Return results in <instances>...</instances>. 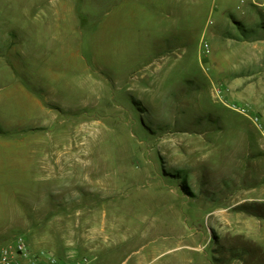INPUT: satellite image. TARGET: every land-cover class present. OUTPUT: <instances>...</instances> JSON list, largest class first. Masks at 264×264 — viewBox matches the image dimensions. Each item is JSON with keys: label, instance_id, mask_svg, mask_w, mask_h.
Listing matches in <instances>:
<instances>
[{"label": "rangeland", "instance_id": "obj_1", "mask_svg": "<svg viewBox=\"0 0 264 264\" xmlns=\"http://www.w3.org/2000/svg\"><path fill=\"white\" fill-rule=\"evenodd\" d=\"M0 21V246L264 264V0H0Z\"/></svg>", "mask_w": 264, "mask_h": 264}, {"label": "built area", "instance_id": "obj_2", "mask_svg": "<svg viewBox=\"0 0 264 264\" xmlns=\"http://www.w3.org/2000/svg\"><path fill=\"white\" fill-rule=\"evenodd\" d=\"M258 121V117H255ZM89 258L63 259L49 250L33 251L23 234L13 235L0 246V264H88Z\"/></svg>", "mask_w": 264, "mask_h": 264}, {"label": "crops", "instance_id": "obj_3", "mask_svg": "<svg viewBox=\"0 0 264 264\" xmlns=\"http://www.w3.org/2000/svg\"><path fill=\"white\" fill-rule=\"evenodd\" d=\"M4 24H5L4 21H0V54H11L12 52H14L13 48L15 47V43L9 42V34L7 36ZM18 85H19V83H18ZM19 87L20 86H18L17 88H19ZM262 182L263 181H261V183ZM257 200L260 201L261 203H264V198H262V197L257 198ZM262 218H264V217H262ZM218 225H216L217 228L215 227L213 230L223 231V236L225 238L226 237H228V238L229 237L230 238L231 237L232 238H237V237L241 238L242 237L244 239H249L253 242H256L260 246H262V244L259 241L254 240L251 235H249L248 233H245L246 228L242 227L240 223H232L228 220V223L218 224ZM9 229H10V227L0 228V236H1L2 232L7 231Z\"/></svg>", "mask_w": 264, "mask_h": 264}]
</instances>
